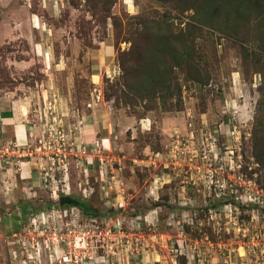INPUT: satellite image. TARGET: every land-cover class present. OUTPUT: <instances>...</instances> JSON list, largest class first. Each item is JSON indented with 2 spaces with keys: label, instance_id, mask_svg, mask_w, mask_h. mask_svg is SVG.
Instances as JSON below:
<instances>
[{
  "label": "rangeland",
  "instance_id": "obj_1",
  "mask_svg": "<svg viewBox=\"0 0 264 264\" xmlns=\"http://www.w3.org/2000/svg\"><path fill=\"white\" fill-rule=\"evenodd\" d=\"M173 1L0 0V264H60L49 247L35 252L26 241L49 238L59 221L91 218L122 236L111 258L84 264H264L255 23L221 15L212 26L204 13L202 29L193 28L194 10ZM159 30L183 34L162 49L158 68L178 85L174 94L135 79L155 60L144 33ZM189 36L198 74L186 62ZM12 98L27 139L2 125ZM90 123L107 146L87 136ZM62 196L91 216L59 205Z\"/></svg>",
  "mask_w": 264,
  "mask_h": 264
},
{
  "label": "trees",
  "instance_id": "obj_2",
  "mask_svg": "<svg viewBox=\"0 0 264 264\" xmlns=\"http://www.w3.org/2000/svg\"><path fill=\"white\" fill-rule=\"evenodd\" d=\"M165 4H171L175 1L173 0H160ZM185 6L182 5V0L176 1L177 5L176 8H182L183 10L193 9L194 14L193 18L195 19L196 23L190 24L193 28L202 29L200 24H203V14L205 13V16L209 17L208 20L214 26L217 23V20L222 15H233L234 18V24L237 26L238 24H245L250 26V20L253 18V21L255 23V31L257 32L256 35H253L256 37L253 42H255L257 45L253 47L252 57L255 58L257 64H261L262 68L260 66L259 70L263 72L264 77V0H184ZM182 6V7H181ZM181 9V10H182ZM204 25V24H203ZM251 30V29H250ZM239 32V31H238ZM241 32V31H240ZM136 33V32H135ZM138 38L142 33L137 32ZM152 36H148V34L144 33V35L147 36V40L150 42V52H149V59L150 64L151 60H154V64H152L151 72L150 74L142 72L141 69L138 71H135V79L139 81L141 76H144L142 79L144 81H148L151 87L152 92H156L159 90L160 86L164 87L159 90V92H164L163 89H166L170 92V94L176 93V90H178V85L176 83H173L171 78L170 80H166L164 77L167 76L168 69L163 71V73H159L158 69L160 66L165 67L166 62L163 59V51L162 49L168 48V44L173 41V39L178 40L183 34H179L178 36H170V32H163V31H155L152 33H149ZM192 36V35H191ZM189 36L187 39L184 40V46L188 49L185 55L187 59H189L187 64H190V70L195 69V71L198 74L199 62H197L194 59V45H191L193 43L192 37ZM191 39V40H190ZM191 41V44L189 45ZM136 47V41L133 42V49L135 51ZM248 51V49H247ZM129 55V54H128ZM133 55V52H132ZM250 55V54H249ZM129 61H134L133 57L131 55ZM136 61V60H135ZM148 63V62H147ZM126 65H124V76L130 77L127 72H129V68ZM176 66V65H175ZM157 69V70H156ZM141 70V71H140ZM171 66H169V74H172ZM188 76L190 77V80H197V77L193 75L191 72H188ZM192 76V77H191ZM264 85V81L262 83ZM172 85V86H171ZM166 95V94H165ZM254 156L256 157L257 163L264 166V127L262 129V135L259 137H256L255 143H254ZM77 206L84 212V214L91 216V214L88 212V209L85 207V205L79 201L76 200Z\"/></svg>",
  "mask_w": 264,
  "mask_h": 264
},
{
  "label": "built area",
  "instance_id": "obj_3",
  "mask_svg": "<svg viewBox=\"0 0 264 264\" xmlns=\"http://www.w3.org/2000/svg\"><path fill=\"white\" fill-rule=\"evenodd\" d=\"M36 225L39 227V223ZM52 231L47 239L32 236L30 240H20L24 250L28 252L27 247L32 246L36 252L41 244L45 250L46 247L50 248L48 250L51 251V255L60 264L92 263L100 256L111 258L112 245L118 241L119 236H122L121 229L115 231L114 227L97 224L92 218L89 221L76 219L69 222L59 221ZM31 254L29 252L26 255L31 256Z\"/></svg>",
  "mask_w": 264,
  "mask_h": 264
},
{
  "label": "crops",
  "instance_id": "obj_4",
  "mask_svg": "<svg viewBox=\"0 0 264 264\" xmlns=\"http://www.w3.org/2000/svg\"><path fill=\"white\" fill-rule=\"evenodd\" d=\"M98 75V74H97ZM18 100H16L15 98H12V100H10V102H7L6 107L3 109V123L2 125L4 127L7 128V130L12 133L13 135H15L17 137V139H21V138H28V133H29V126H28V122H26V119H24L25 117V113L23 111H21V109L18 107V105H16ZM25 103L24 100L19 101L18 104L20 105L21 103ZM27 107V106H26ZM20 110V111H19ZM21 112V113H20ZM94 116V113L92 114ZM93 121L91 117L88 119V122ZM88 130L86 132L87 136H93L97 135L98 129H97V125L95 123H90V125H88ZM94 141L100 143L102 146H107V138L105 137H98L97 136H93ZM18 139V140H19ZM110 141V140H109ZM111 142H110V146H111ZM109 146V143H108ZM15 247V246H14ZM16 248V247H15ZM11 254H9L10 256ZM1 256V254H0ZM22 258V257H21ZM24 260V258H22ZM8 264H12L14 262H12V260L14 261V259L12 257H9L8 259ZM27 261V260H26Z\"/></svg>",
  "mask_w": 264,
  "mask_h": 264
},
{
  "label": "water",
  "instance_id": "obj_5",
  "mask_svg": "<svg viewBox=\"0 0 264 264\" xmlns=\"http://www.w3.org/2000/svg\"><path fill=\"white\" fill-rule=\"evenodd\" d=\"M65 198H67V200H66L67 203H70V202L73 203V202H74L73 204L76 205V202L73 201L72 198H70V197H62V198H60V199H65ZM61 204H63V203H61ZM61 204H60V205H61Z\"/></svg>",
  "mask_w": 264,
  "mask_h": 264
},
{
  "label": "flooded vegetation",
  "instance_id": "obj_6",
  "mask_svg": "<svg viewBox=\"0 0 264 264\" xmlns=\"http://www.w3.org/2000/svg\"><path fill=\"white\" fill-rule=\"evenodd\" d=\"M62 197H68V196H62ZM62 197H59V201H58V202H59L60 204H61V203H65V204H66V203H67V202H66L67 198H65V199H60V198H62ZM60 204H59V205H60ZM61 205H63V204H61Z\"/></svg>",
  "mask_w": 264,
  "mask_h": 264
},
{
  "label": "bare ground",
  "instance_id": "obj_7",
  "mask_svg": "<svg viewBox=\"0 0 264 264\" xmlns=\"http://www.w3.org/2000/svg\"><path fill=\"white\" fill-rule=\"evenodd\" d=\"M24 109V108H23Z\"/></svg>",
  "mask_w": 264,
  "mask_h": 264
}]
</instances>
